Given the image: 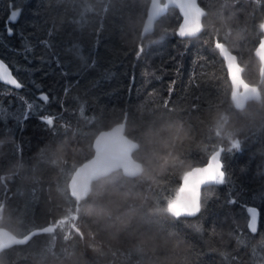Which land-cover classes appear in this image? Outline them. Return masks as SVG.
Instances as JSON below:
<instances>
[{
	"label": "trees",
	"instance_id": "obj_1",
	"mask_svg": "<svg viewBox=\"0 0 264 264\" xmlns=\"http://www.w3.org/2000/svg\"><path fill=\"white\" fill-rule=\"evenodd\" d=\"M149 2L0 0V57L22 84L15 89L0 83V203L11 214L0 228L20 232L19 241L3 248L7 264H35L33 258L48 250L63 254L70 248L83 252L86 264H144L149 259L131 254L127 241L108 251L99 237L86 233L77 220L82 197L69 189L75 169L93 155L96 135L124 120L126 134L139 143L136 159L148 128L179 122L187 131L176 145L177 161L155 182L133 185L146 207L139 201L133 206L164 235L171 233L177 245L157 256H169L174 264H249L251 255L259 264L261 254H250L248 245L264 235V166L256 154L264 147V130L258 136L240 133L233 141L230 117L245 104L233 99L236 79L229 76L222 48L236 55L239 78L264 92V63L257 54L264 0H200L207 14H216L214 20L235 18L227 28L217 22L193 38L177 36L181 15L173 7L152 34H143ZM19 10L18 19L10 22L11 12ZM236 31L242 39L233 40ZM219 149L225 182L203 189L195 215L171 210L167 199L182 186L185 173ZM15 165L22 170L6 179L2 174ZM249 206L260 214L254 232ZM148 208L166 213L147 215ZM46 226L52 229L28 237ZM234 238L244 246L237 247ZM90 242L106 254L91 252Z\"/></svg>",
	"mask_w": 264,
	"mask_h": 264
},
{
	"label": "clouds",
	"instance_id": "obj_2",
	"mask_svg": "<svg viewBox=\"0 0 264 264\" xmlns=\"http://www.w3.org/2000/svg\"><path fill=\"white\" fill-rule=\"evenodd\" d=\"M208 19L202 23V30L212 29L218 22L227 28L234 20V15H219L214 20L215 13L207 14ZM243 34L236 31L232 34L233 40L242 39ZM252 104L254 107H250ZM229 128L233 141L239 138L240 133H250L258 136L264 130V92H252L245 101L244 108H237L230 117ZM143 151L137 158L139 170L134 177H128L122 170L113 169L111 172L97 173L89 180L88 192L79 201L77 220L83 223L86 233H94L99 237L108 251H113L127 241L128 251L137 256H147L149 259L144 264H174L169 256L158 257L161 250L174 251L177 247L171 240V233L164 235L157 227L150 225L145 219V214L139 207H134L136 201L145 205L143 196L133 191L137 182L153 181L156 175L163 174L177 159L176 145L187 138V131L179 122L162 125L159 128H148L142 134ZM4 141H0L3 147ZM256 154L264 166V147L257 148ZM65 155L64 148L59 149V158ZM22 166L15 165L9 172L2 175L12 180ZM21 179H27L22 177ZM61 195L63 193L61 192ZM166 213V209L148 208L147 215ZM170 215V214H169ZM6 221H11V214L5 203H0V226ZM79 226V225H78ZM9 234L18 237V229H7ZM78 234V233H77ZM236 239V238H234ZM245 242L236 239V246L242 247ZM249 247V253H259V264H264V235L257 236ZM88 248L94 254L105 255L104 249L98 244L89 243ZM4 249L0 247V264H7ZM225 252L222 255H227ZM35 264H86L84 253L77 249H68L63 254L48 250L43 256L33 258ZM249 264H256V259L250 255Z\"/></svg>",
	"mask_w": 264,
	"mask_h": 264
},
{
	"label": "water",
	"instance_id": "obj_3",
	"mask_svg": "<svg viewBox=\"0 0 264 264\" xmlns=\"http://www.w3.org/2000/svg\"><path fill=\"white\" fill-rule=\"evenodd\" d=\"M172 7L177 8L181 15V21L176 30L178 37L193 38L197 37L202 32V23L208 11L200 3V0H150L142 26L143 34H152L155 31L156 22ZM257 54L264 63V33L257 46ZM222 55L226 62V68L231 79L235 80L239 78L241 75V65L236 55L226 47L222 48ZM0 62L4 63V65L9 69L12 77L21 84L9 64L1 57ZM262 70H264V65ZM0 83L15 88L6 82L0 81ZM93 148V155L75 169L69 180V189L72 194H76L82 198L86 196L88 192L89 180H91L97 173L100 172H111L113 169H118L122 170V172L128 177L136 176L139 167L136 162L137 159L134 157V152L139 148V143L126 134L125 120L116 123L110 128L101 130L94 138ZM221 152L222 150L219 149L214 152L211 157L219 156L223 170V162L220 158ZM209 162L210 159L202 165L191 168L185 173V175L192 172L193 169L205 167ZM213 183L215 182L210 181L201 186L199 194L200 205L202 201L203 189L212 185ZM188 198V193L182 194L183 200H187ZM249 209H254L257 211L258 228L260 216L259 210L255 206H249L248 212ZM178 211L182 213L183 209H179ZM250 224L251 217L248 221L249 228ZM50 229H52V227L48 226L33 229L28 234V237H31L36 233L46 232ZM251 231L253 230L251 229ZM19 240V238L10 235L7 230L0 228V247L4 248L8 244L17 242Z\"/></svg>",
	"mask_w": 264,
	"mask_h": 264
},
{
	"label": "snow or ice",
	"instance_id": "obj_4",
	"mask_svg": "<svg viewBox=\"0 0 264 264\" xmlns=\"http://www.w3.org/2000/svg\"><path fill=\"white\" fill-rule=\"evenodd\" d=\"M22 10L12 11L9 16L10 22H15ZM8 34L12 35V29H7ZM180 34V33H178ZM0 81L6 82L9 85L19 89L21 84L12 77L9 69L0 62ZM41 100L47 101V95H41ZM32 106L29 105V108ZM46 124L52 125L53 120L49 117H42ZM239 148V145H234L233 150ZM215 182L216 184H223L225 182V173L222 170V164L219 160V156L210 157V162L203 168L193 169L192 172L185 175L183 178V184L179 188L174 190V195L167 199L170 209H183L181 215L193 216L199 212V194L202 185L207 182ZM188 193V199L183 200L182 194ZM249 215L251 217L250 228L255 231L257 228V211L249 209ZM178 216L177 218H179Z\"/></svg>",
	"mask_w": 264,
	"mask_h": 264
},
{
	"label": "rangeland",
	"instance_id": "obj_5",
	"mask_svg": "<svg viewBox=\"0 0 264 264\" xmlns=\"http://www.w3.org/2000/svg\"><path fill=\"white\" fill-rule=\"evenodd\" d=\"M252 92H258L255 86L245 83L240 78H237L234 82L233 99L238 106H243L248 95ZM175 212L178 210L171 209Z\"/></svg>",
	"mask_w": 264,
	"mask_h": 264
}]
</instances>
